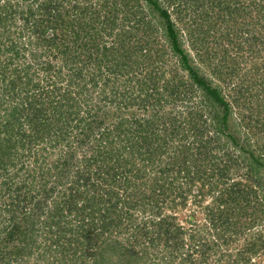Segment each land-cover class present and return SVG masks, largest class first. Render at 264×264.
<instances>
[{"label":"trees","instance_id":"1","mask_svg":"<svg viewBox=\"0 0 264 264\" xmlns=\"http://www.w3.org/2000/svg\"><path fill=\"white\" fill-rule=\"evenodd\" d=\"M0 264H264V0H0Z\"/></svg>","mask_w":264,"mask_h":264},{"label":"rangeland","instance_id":"2","mask_svg":"<svg viewBox=\"0 0 264 264\" xmlns=\"http://www.w3.org/2000/svg\"><path fill=\"white\" fill-rule=\"evenodd\" d=\"M194 14L192 12L189 13V20L192 22V20L194 19ZM183 25V24H182ZM204 28L206 29V26L204 25ZM188 33L187 28H185V34ZM185 38H188V34L185 35ZM188 47L192 50L191 52L194 54V49L188 45ZM192 99H187L188 102H190L191 104H195L198 103V98L199 96L191 97ZM242 171L244 172V170L242 169Z\"/></svg>","mask_w":264,"mask_h":264}]
</instances>
